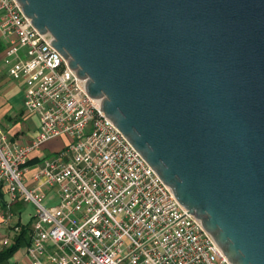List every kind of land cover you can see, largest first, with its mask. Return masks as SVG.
I'll return each instance as SVG.
<instances>
[{"label":"water","instance_id":"water-1","mask_svg":"<svg viewBox=\"0 0 264 264\" xmlns=\"http://www.w3.org/2000/svg\"><path fill=\"white\" fill-rule=\"evenodd\" d=\"M16 1L230 264H264V0Z\"/></svg>","mask_w":264,"mask_h":264},{"label":"built area","instance_id":"built-area-1","mask_svg":"<svg viewBox=\"0 0 264 264\" xmlns=\"http://www.w3.org/2000/svg\"><path fill=\"white\" fill-rule=\"evenodd\" d=\"M3 63L23 81V104L38 126L28 141L0 128V186L33 205L26 252L30 264H230L199 219L137 153L89 96L84 79L70 77L65 58L49 48L16 0H0ZM64 136L23 181L29 154ZM55 186L44 204L38 185ZM6 242V239H3Z\"/></svg>","mask_w":264,"mask_h":264},{"label":"crops","instance_id":"crops-1","mask_svg":"<svg viewBox=\"0 0 264 264\" xmlns=\"http://www.w3.org/2000/svg\"><path fill=\"white\" fill-rule=\"evenodd\" d=\"M6 44L5 36L0 33V119H3V122L0 120V128L4 133H9V139H18L16 141L23 142L28 141L36 133L38 121L36 114L24 107L22 79L9 74L7 66L2 61ZM16 79L19 80L16 86L20 87V95L18 97L16 96L17 91L14 84ZM18 100H20V107L17 109L16 102ZM29 113L35 114L37 122L35 129L28 135L24 134L21 120H25ZM60 142H62V146L65 142L64 136L49 138L29 154L28 162H26L27 170L23 176V181L27 186L36 185L32 179V173L37 169L45 155L61 147L59 146ZM37 188L44 194L43 203L51 205L56 202L55 186L42 184L38 185ZM24 202H27V200H23L19 196L11 198L8 191L0 186V264H30V259L26 252L30 232L21 234L23 236H20L17 247L10 254L6 255L3 253V250L14 242L23 225H28L29 230H31L32 212L25 211ZM3 239H6L5 243Z\"/></svg>","mask_w":264,"mask_h":264},{"label":"rangeland","instance_id":"rangeland-1","mask_svg":"<svg viewBox=\"0 0 264 264\" xmlns=\"http://www.w3.org/2000/svg\"><path fill=\"white\" fill-rule=\"evenodd\" d=\"M17 82H19V80L16 79L14 84H15V90L17 91V95L16 96L18 97L20 95V87L16 86ZM23 89H24V85H23ZM16 106H17V109L20 107V100H18L16 102ZM0 120H1V122H3V119H0ZM21 122H23L24 134H28L29 135L35 129V125H36V122H37L36 121V116L33 113H29L28 116L25 118V120L23 119V120H21ZM4 134H5V136L7 138L9 137V133L8 132H5ZM15 140H18V139H15ZM61 144H62V142H60L59 146H61ZM24 206H25V211L26 212H32L33 213V205H32L31 202H28V201L24 202Z\"/></svg>","mask_w":264,"mask_h":264},{"label":"trees","instance_id":"trees-1","mask_svg":"<svg viewBox=\"0 0 264 264\" xmlns=\"http://www.w3.org/2000/svg\"><path fill=\"white\" fill-rule=\"evenodd\" d=\"M27 162H28V160H27ZM28 233V232H30V230H29V226L28 225H23L22 227H21V231H20V233H19V235L15 238V240H14V242H12L11 244H9L4 250H3V253H5L6 255H8V254H10L16 247H17V245H18V240L23 236H21V234L22 233ZM21 236V237H20ZM27 242H29V241H27Z\"/></svg>","mask_w":264,"mask_h":264}]
</instances>
